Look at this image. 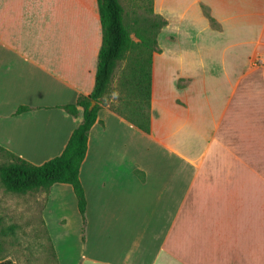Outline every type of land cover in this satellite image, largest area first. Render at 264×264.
<instances>
[{"label": "crops", "instance_id": "crops-1", "mask_svg": "<svg viewBox=\"0 0 264 264\" xmlns=\"http://www.w3.org/2000/svg\"><path fill=\"white\" fill-rule=\"evenodd\" d=\"M154 10L173 48L170 81L154 54L152 130L102 106L80 169L85 238L74 187L44 192L56 260L264 264V1ZM102 43L97 0H0V146L37 165L64 151L84 119L64 106L93 92Z\"/></svg>", "mask_w": 264, "mask_h": 264}, {"label": "trees", "instance_id": "trees-1", "mask_svg": "<svg viewBox=\"0 0 264 264\" xmlns=\"http://www.w3.org/2000/svg\"><path fill=\"white\" fill-rule=\"evenodd\" d=\"M97 1L103 27V43L99 53L96 84L90 95H80L75 103L64 106L74 116L79 114L80 108L84 109V119L74 130L64 151L37 165L0 146L1 152L7 156V161L0 164V178L7 190L15 193H49L55 183H69L74 187L84 226L87 222V197L80 180V169L87 154L90 131L98 120L102 106L109 105L146 133L151 132L153 59L156 52H162L158 36L161 29L168 25L162 15L155 13L158 20L132 31L126 23L125 7L121 0ZM152 5V12H155L154 0ZM205 12L212 25H215L210 12L207 9ZM133 32L139 40L133 38ZM124 58H128L129 63V70L120 83L124 95L116 101L108 102L106 99L111 91L115 69ZM93 101L96 104L90 109ZM27 109L28 107L22 106L18 112ZM1 224L0 220V226ZM0 264L16 263L12 260H0Z\"/></svg>", "mask_w": 264, "mask_h": 264}, {"label": "rangeland", "instance_id": "rangeland-1", "mask_svg": "<svg viewBox=\"0 0 264 264\" xmlns=\"http://www.w3.org/2000/svg\"><path fill=\"white\" fill-rule=\"evenodd\" d=\"M121 2L125 7L126 23L132 31L147 27L150 22L158 20L151 9L152 0H121ZM259 12L256 10L255 14L258 15ZM261 12L264 13V10ZM213 27L221 28L217 22ZM162 29L160 46L165 52V57L161 61V66L167 76L166 79L170 81V49L173 48L170 43V26ZM239 29V33H246V35L251 30L246 25H240ZM132 36L135 40H139L134 32ZM192 44V42H183L182 46L198 50ZM128 70V58L120 60L115 69L110 94L106 99L108 102L116 101L124 95L120 83ZM6 161L7 156L0 150V164ZM45 202L44 192L15 193L7 190L0 178V220L2 222L0 260H12L16 264H59L43 220L42 212ZM81 233L82 238H85L84 221Z\"/></svg>", "mask_w": 264, "mask_h": 264}, {"label": "water", "instance_id": "water-1", "mask_svg": "<svg viewBox=\"0 0 264 264\" xmlns=\"http://www.w3.org/2000/svg\"><path fill=\"white\" fill-rule=\"evenodd\" d=\"M95 104H96V102L93 101V102H92V105H91V107H90V109H92V108L95 106Z\"/></svg>", "mask_w": 264, "mask_h": 264}, {"label": "built area", "instance_id": "built-area-1", "mask_svg": "<svg viewBox=\"0 0 264 264\" xmlns=\"http://www.w3.org/2000/svg\"><path fill=\"white\" fill-rule=\"evenodd\" d=\"M264 63V62H263Z\"/></svg>", "mask_w": 264, "mask_h": 264}]
</instances>
